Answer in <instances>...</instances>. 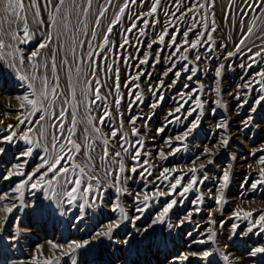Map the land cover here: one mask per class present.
Returning <instances> with one entry per match:
<instances>
[{
  "label": "snow or ice",
  "instance_id": "snow-or-ice-1",
  "mask_svg": "<svg viewBox=\"0 0 264 264\" xmlns=\"http://www.w3.org/2000/svg\"><path fill=\"white\" fill-rule=\"evenodd\" d=\"M170 10L163 4V0H0V72L9 71L15 75V78L21 83V86H26L27 94L17 96L19 101V109H17L18 126H25L26 130L19 135L13 130V125H8V130L5 135H0V156L7 153L8 148L5 145L12 146L18 141H24L26 147L24 150L16 154V159L22 163L12 165L16 171L9 170L5 173H0V178L9 181L13 176H22L23 179L11 187L7 193H0V204L3 207L0 211L5 212L6 216L10 215L15 209H18L16 203H3L6 200H19V207H35V205L26 204L23 200L24 189L30 187L32 190H43L50 192L49 199L54 196L57 203H62L66 198L68 205L77 204L79 209H84L85 205L89 204V199H85L84 203H78L84 195H87L92 204L99 203L100 210L103 211L104 197L95 196V191H103L101 181L104 184L108 183V177L113 175L110 165H115L117 174L114 176L116 199L126 190L118 186L121 184V178L118 173L125 172L122 154L115 151L110 154L109 148L112 147V142H118L119 147L123 148L125 153L132 156L133 161L140 162L141 150L143 149V141L137 139L134 143H129L125 134L122 131L123 125L119 128L112 126L109 122L113 119L112 112L109 111L108 104L105 103L108 97L113 94L116 95L115 112L121 118L123 114L120 112L121 100L120 95V68H113L112 64H106L110 58L113 48L117 52L125 49V46L130 44L129 36L135 33L139 37L146 36V29L149 28L151 18V25L154 27L159 20L157 13L163 11L167 22L162 25L163 31L158 34L157 40H153L147 44L149 49L153 44H164L166 36L170 38V43L167 45L174 49L172 54L166 57L171 61V66L164 71L163 76L167 77L169 73L173 75L171 87L176 85L181 78L182 72L188 73L185 77L188 81L193 80L198 69L191 67L189 63H182L179 70H176L177 64L174 57L179 55L180 61H188L189 57L183 53L195 51L203 48L206 52L213 51V33L217 31L215 19L211 20L209 24L207 20L208 15L214 17L215 12L212 11L216 7V0H170ZM133 5L138 7H148L145 13H137L133 10ZM207 10V11H206ZM47 13V22L44 19L43 13ZM192 13L193 15L189 16ZM235 13V16H233ZM253 13H256L253 15ZM31 18V21L30 19ZM125 18L130 21L127 28L123 27ZM225 19L230 23H238L240 38L238 43L234 46V51H228L224 59H229L237 54L246 57L248 63L241 64L240 67L247 70H252L249 77H242L244 83L237 85L238 89H244L243 93L237 92L235 98L239 101L238 106H248L249 115L242 121L244 129H248L253 122L258 123L255 114L259 109L264 108V70H256L258 64H264V0H228L225 5ZM189 19L191 23H189ZM31 25L36 26L35 29L30 30ZM187 24V28L181 32L180 24ZM120 26L119 34L122 38V43L118 48L115 41L110 37L114 35V29ZM198 27H203V31H196ZM172 32L169 33V29ZM41 29H48L47 34L42 36L35 47L31 49L25 56L22 48H18L15 41L21 45H26L32 42L33 38L40 32ZM189 33L195 35L194 40H189ZM183 35L184 39L177 42V35ZM98 37L100 38L97 43ZM56 45V46H54ZM226 47V45H220ZM50 50L49 56L41 54V50ZM139 51V48L137 49ZM162 50L156 52L155 63H160V55ZM63 52L64 55L59 56ZM71 57V61L69 60ZM137 59L136 67L139 69L140 65L149 63V57L146 55L144 59L131 57ZM259 58V60L257 59ZM119 59V56H117ZM129 58H124V63H128ZM195 60L200 61L201 55L197 51ZM27 68V74L21 72V69ZM50 68V75H49ZM73 68L75 71L73 72ZM85 68L90 69V74L85 71ZM224 64L216 67L215 73L217 77L221 76ZM59 71H66L67 86L66 90L61 88ZM108 73H114L115 81L114 88L111 89L107 95L102 94V88L106 87L102 83L100 76ZM145 75L144 71L140 69L134 76L129 75L128 80L125 81L124 87L129 88V96L132 100L129 103V108H132L139 101L143 103V98L138 91L139 84L135 81L140 80L141 76ZM150 75V74H147ZM259 77V79H257ZM253 84L259 85L260 93L250 102L247 99H242L243 96H248L250 90L253 89ZM165 86L164 80L159 81V86L153 89L149 85V91L152 92L156 101L149 105L150 108L155 109L164 102V95L161 89ZM79 88V95L77 89ZM202 91V86L199 89H193L189 84H184L182 90L176 93L180 103L166 114L168 123L181 122L188 120L197 112V109L202 106L199 93ZM91 97V99H90ZM190 103H194L195 107H187ZM93 106L98 108L102 115L99 117V123L94 122L92 115ZM82 109V111H81ZM183 110V116L178 115ZM37 113L39 116L37 117ZM70 117V119H69ZM150 117H130L129 123L133 125L131 134L138 136V129L135 127L136 120ZM2 123V121H0ZM108 123L110 134L102 131V127ZM83 125V130L80 136L77 137V127ZM218 128H227V124H218ZM199 129V114L185 126L182 135H177L175 140L183 142L190 135L195 134ZM164 128L157 129V132H163ZM38 136L39 139H34ZM79 141V142H78ZM171 147V140L168 141ZM98 145L102 149V155L97 156L96 151ZM222 147H228L229 139L225 138L220 141ZM133 149L129 152V149ZM36 149H42L44 156L37 158L40 163L36 169L31 173H25L20 169L28 163L27 157H31ZM178 151V149L176 150ZM264 153V148L259 150ZM82 158L77 162V157ZM146 154V152H145ZM172 154H175L173 152ZM161 158H166L163 152H160ZM203 156L211 157L214 155L211 149L205 147L203 149ZM248 156L254 157L256 162L261 165L258 172V179L250 183V188L255 191L258 186L264 185V154H257V151L248 153ZM197 156L196 159H200ZM101 161V166L104 168L103 176L97 174L93 167L94 161ZM235 159V156L231 157ZM148 164L147 160L142 162ZM212 159H208V164H213ZM205 165L202 163L199 169L193 167L187 172L181 171L182 175H176L177 169L164 168L160 176L156 180L163 179L169 181L167 195L173 197L166 202V206L162 211L158 212L156 216L147 224L137 227L136 221L143 218V214L149 209V202H156L161 196H164V191L157 185L154 190V195L150 196L145 193L140 196L137 193L132 203L134 205V212L139 215L128 217L124 214L123 207L119 204H108V210L116 212L119 210L123 215L124 220L128 221L134 232H127L122 237L113 236V233L120 228V220H110L109 226L102 230L93 233L91 240L69 244L70 252L78 250H87L90 245L96 240L102 241L107 238L111 243L117 244L121 248L128 250L132 241L140 236V241L148 239L149 235L155 231L157 224H165L171 230L173 227L180 228L189 221V218L201 212V207L197 206L203 204L205 199L211 200L215 196V204L219 205L223 199V190L227 188L231 179V164L223 171L222 177L218 178L216 191L209 189V195L205 198L199 195L196 200L191 203L193 208L189 209L182 218H177L175 225L166 223L165 218L169 215L170 210L175 206L183 203L184 197L193 191H199L201 185L205 184L210 177L203 174ZM252 167L251 164L248 165ZM42 169V171H41ZM201 175L198 177L197 172ZM190 177L185 180V177ZM145 174L151 176L147 168L138 171L137 167L130 168L129 173L124 179H135L136 175L144 176ZM171 177V181H170ZM251 177L246 176L244 185L249 184ZM174 181V182H173ZM93 183L96 189H93ZM79 194V195H78ZM175 197H180L177 200ZM211 209H209V216ZM237 219L240 218L239 213L234 214ZM253 213L245 212L244 217H251ZM77 222L82 220V217H76ZM0 221V225L5 223ZM214 223V221H210ZM223 225V221L221 222ZM238 225H232V232L235 233ZM259 229L260 233H264V214H261L255 223L247 227L246 231L240 233L243 239L248 234L253 233V229ZM191 235V233H188ZM230 234V238H231ZM214 234L209 235L208 239H213ZM15 239V236H12ZM163 242V241H162ZM195 243L204 244L206 240L195 241ZM55 249L57 245L53 244ZM227 247V245H225ZM258 254L264 255V246H257L250 250L249 255L252 257ZM192 256H197L203 260H207L214 255L213 252L204 250L202 252H192ZM225 261L229 260L230 254H223ZM180 260H188L189 255H181ZM44 264H54L53 260L46 259ZM55 264H59L57 260Z\"/></svg>",
  "mask_w": 264,
  "mask_h": 264
},
{
  "label": "rangeland",
  "instance_id": "rangeland-1",
  "mask_svg": "<svg viewBox=\"0 0 264 264\" xmlns=\"http://www.w3.org/2000/svg\"><path fill=\"white\" fill-rule=\"evenodd\" d=\"M201 2H204V0H201ZM227 3L228 0H216V7L212 10L215 12L214 17L212 15L207 16L209 24H211L212 19L216 21L217 31L213 33L214 50L206 52L203 48H200L183 53L189 57L186 62L179 60L180 54L173 58L177 64L176 70L180 69L182 63H189L191 67L198 69L196 76L191 81L185 78L188 73L182 72L177 84L168 87L174 78L171 73L167 77L163 76L164 71L171 66V61L167 60L166 57L174 51L173 48L167 46L170 43L169 37L166 36L164 44H153L151 49L147 47V44L157 40L158 34L163 31L162 25L167 22V17H165L163 11L157 13L159 23L154 27L151 25V18H148L150 24L149 28L146 29V36L138 39V34L134 30L133 34L129 36L131 43L125 46L126 50L121 49L117 52L116 48H113L111 54L105 53L110 55L106 64H112L114 69L116 67L120 68V95L123 97L120 105L122 118L114 110L116 99L114 92L105 102L108 104L109 111L113 114V119L109 123L117 128L122 124V131L129 143H134L139 139L143 141L144 145L141 150V163L139 164L133 161L129 153H125L123 148L119 147L118 142H112V147L109 148L110 154L113 152V148L122 154L125 172L118 173L121 178V184L118 186L125 189L128 194L122 192L118 199L115 198L117 195L115 192L117 185L114 181V176L117 174L115 165H110L113 175L108 177V183L104 184L103 180L101 181L103 191H95L96 197H104L103 211L100 210L101 205L99 203L92 204L87 195L79 199L78 203H84L85 199H89V204L85 205L84 209H79L77 204L68 205L66 198L62 203H57L54 196L48 198L51 195L50 192L40 189L32 190L30 187H26L23 200L26 204L35 205V207H19V200L12 201L9 199L3 202L8 203L9 206L14 202L18 205V209L7 216L5 212L0 211V221L6 220L5 223L0 225V264H44L46 259L53 260L54 264L57 260L59 264H264V255L258 254L255 257L249 255L252 248L264 246V233H260L257 228L253 229V233L248 234L243 239L239 235L245 232L252 223H255L261 214H264V185L258 186L255 191L249 186L252 181L259 178L258 172L261 165L256 162L254 157L248 156V153L252 151H257L258 155L264 154L259 151L264 148V108L259 109L255 114L258 123L253 122L248 129H244L242 121L249 115L248 106L245 104L243 107H239V101L233 94L237 92L242 94L245 91L244 89H238L237 85L245 82L242 77L250 78L252 70L240 67L241 64L248 63L246 57L240 54L227 60L224 59L228 51H234V46L240 38L238 23H230L228 19L224 18ZM163 4L174 11L171 8L170 0H163ZM132 7L137 13H145L150 5L145 7L133 5ZM255 14L253 13V15ZM191 15L193 14L190 13L189 16ZM43 16L47 22V13H43ZM233 16H235V13H233ZM29 19L31 21V18ZM189 23H191L190 19ZM129 24L130 21L125 18L123 27L127 28ZM35 27L30 23V30L35 29ZM186 28L187 24H180L181 32ZM119 30L120 26H117L114 29L115 34L110 37L112 41H115L117 48L122 43ZM203 30V27L196 29V31ZM47 31L48 29H41L32 42L26 45H21L15 41L9 42L16 43L18 48L23 49L26 56L41 37L47 34ZM171 32L172 29L170 28L169 33ZM183 39L182 34L177 35L178 43ZM194 39L195 35L189 33V40ZM99 40L98 37L97 43ZM220 45H226V47H220ZM158 50L162 51L160 63L156 64L155 54ZM197 51L201 55L200 61L195 60ZM41 54L49 56L50 50H41ZM63 55V52L59 53L58 59ZM146 55L149 57V63L140 65L138 69L136 67L137 59L131 57L144 59ZM117 56H119V59H117ZM125 57L129 58L128 63H124ZM257 59L259 60V58ZM69 60L71 61V57H69ZM220 64H224L225 68L222 69L221 76L217 77L215 69ZM140 69L144 71L145 75H142L140 80L135 81L139 84V88L135 91L141 94L143 103L138 101L134 107L129 108L132 96H129V88L124 87V84L129 75L134 76ZM256 70H264V64H258ZM85 71L90 74L91 70L85 68ZM21 72L27 74L28 69H21ZM58 74L61 78V88L66 90V71H59ZM99 78L102 83L106 84V87L101 90L102 94L107 95L114 88V73H108ZM160 80L165 82V86L161 89L165 99L157 108L152 109L149 105L153 104L157 97H154L152 92L149 91V85L156 89ZM186 83L193 89H199L202 86V91L199 93L202 106L188 120H182L179 123H168L166 114L180 103L176 93L182 90V86ZM253 89L249 91L248 96L242 95V99L251 102L254 97L261 94L259 85L253 84ZM77 92L79 95V88ZM23 94H27V88L21 86L14 74L9 71L0 72V121H2L0 123V135L7 133L8 125H13V130L18 135L26 130L23 125L17 127L19 101L16 97ZM187 107H195V104L190 103L186 105ZM197 113L199 114V129L183 142L176 141L175 137L183 134L185 126L191 122ZM92 115L94 122L98 124L102 112L93 106ZM178 115L183 116V110ZM38 116L39 113H37ZM130 117H150V119L140 118L136 120L135 127L138 129V136L131 134L133 125L129 123ZM225 123L227 124L226 129L217 127L218 124ZM161 127L164 128V131L158 133L157 129ZM82 130L83 125H79L77 127V137L80 136ZM102 131L110 134L108 123L102 127ZM225 138L229 139V145L226 148L220 145V141ZM34 139H39V137L34 136ZM169 140H171V147H169ZM5 147L8 148V151L5 155L0 156V173L9 170L15 172L16 169L11 166L22 163L15 157L18 152L24 150L26 144L24 141H18L12 146L5 145ZM205 147L211 149L214 155L211 157L201 155ZM177 149L178 151H176ZM132 150L130 148L129 152ZM160 152H163L166 158H161ZM173 152L175 154H172ZM37 154L39 156L45 155L42 149H36L31 157L25 158L28 163L20 171L33 172L40 163ZM96 155H102V149L99 145ZM198 155L201 156L200 159H196ZM233 156H235L234 160L231 159ZM81 158L82 154L76 158L77 162ZM209 158L214 161L211 165L208 164ZM144 160H147L148 164H143ZM202 163L206 166L203 174L210 177V179L200 186L199 191L189 192L184 197L182 204L170 210L169 215L165 218L166 223L175 225L177 218H182L189 209L194 207L191 202L196 200L199 195L206 198L209 195V189L215 192L218 178L222 177L223 171L231 164L230 183L223 190V199L219 205L215 204V196L211 200L205 199L203 204L197 205L201 207V212L199 214L193 213L183 227H173L169 230L165 224H157L155 231L149 235L148 239L139 242L140 236H137L128 250L111 243L109 239L105 238L102 241L96 240L87 250L81 249L70 252L69 244L74 245L77 242L82 243L91 240L94 232L102 231L109 226L108 222L110 220L119 218L121 224L120 228L113 233V236L122 237L127 232H134L135 230L128 221L124 220L121 212L119 210L116 212L109 211L108 204L119 203L123 207L124 214L128 217L139 215L133 210L132 201L136 194L140 193L141 199L145 193L152 196L157 185H159L165 195L161 196L156 202L150 201L149 209L143 214V218L136 221L138 228L147 224L158 212L162 211L163 207L166 206V202L173 198L167 195L169 181L156 180L161 171L164 168H175L178 170L175 174L182 175L183 173L179 170L187 172L188 169L193 167L199 169ZM249 164L252 165L251 168L248 167ZM133 166L137 167L138 171L147 168L151 176L145 174L144 176L136 175L134 180L124 179ZM93 167L98 175L103 176L104 168L101 166L100 160L94 161ZM190 175L191 173L188 177H185V180ZM196 175L199 177L201 173L198 171ZM246 176L251 177V179L249 184L242 187ZM22 179V176H13L9 181L0 178V193H7L11 187ZM93 189H96L94 183ZM175 198L180 200V197ZM2 207L3 204H0V208ZM209 209H211L210 216ZM237 212L240 215L239 219L234 215ZM245 212H251L253 215L245 218ZM76 217H82V220L77 222ZM210 221H214V223ZM222 221L223 225H221ZM233 224L238 225L235 233L232 232ZM188 233H191V235H188ZM212 234H214L213 239L209 240L208 237ZM230 234H232L231 238ZM12 236H15V239H12ZM201 239L206 240V243H195V241ZM53 244L57 245V248L54 249ZM204 250L211 251L214 255L207 260L191 255L192 252H202ZM222 253L230 254L228 261L223 259ZM185 254L189 255V259L180 260L179 257Z\"/></svg>",
  "mask_w": 264,
  "mask_h": 264
}]
</instances>
